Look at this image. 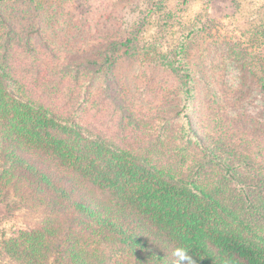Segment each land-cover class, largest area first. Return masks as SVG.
Here are the masks:
<instances>
[{
	"label": "trees",
	"instance_id": "1",
	"mask_svg": "<svg viewBox=\"0 0 264 264\" xmlns=\"http://www.w3.org/2000/svg\"><path fill=\"white\" fill-rule=\"evenodd\" d=\"M63 1L0 0V202L39 215L0 233V264H172L178 246L195 264H264V55L253 64L232 39L219 63L256 69L258 121L243 87L194 55L204 28L152 54L144 25L58 39L80 32ZM137 54L149 101L121 81Z\"/></svg>",
	"mask_w": 264,
	"mask_h": 264
},
{
	"label": "rangeland",
	"instance_id": "2",
	"mask_svg": "<svg viewBox=\"0 0 264 264\" xmlns=\"http://www.w3.org/2000/svg\"><path fill=\"white\" fill-rule=\"evenodd\" d=\"M62 5L67 8L65 18L76 25L80 32L62 33L58 39L71 37L78 42L126 40L134 37L132 32L136 33L144 25L136 39L147 50L145 54H152L154 43L164 52L171 51L179 45L183 34L189 33L194 26L204 28L205 31L197 37L194 55L203 57L207 66L205 70L217 69L220 77H225L229 84L243 87L252 102L244 105L245 110L256 120H262V94L257 91L250 75L251 72L256 73V69L238 62L231 67L224 62L219 63L224 60L223 54L229 51L233 40L252 50L250 60L253 64L257 61L254 56L264 55V0H64ZM212 31L219 39L210 36ZM224 39L228 42L227 46L221 45ZM241 68L250 76L248 80H234ZM120 73L124 87L139 86L138 96L151 98L152 66L140 55L125 62ZM160 80V76H157L155 83ZM141 88L146 89L144 94ZM149 98L146 99L149 101ZM10 202H0V233H9L39 218L26 207L18 204L12 207V200Z\"/></svg>",
	"mask_w": 264,
	"mask_h": 264
},
{
	"label": "clouds",
	"instance_id": "3",
	"mask_svg": "<svg viewBox=\"0 0 264 264\" xmlns=\"http://www.w3.org/2000/svg\"><path fill=\"white\" fill-rule=\"evenodd\" d=\"M171 256L173 257L172 264H195V261L189 255V249L178 246L174 248L171 252Z\"/></svg>",
	"mask_w": 264,
	"mask_h": 264
}]
</instances>
